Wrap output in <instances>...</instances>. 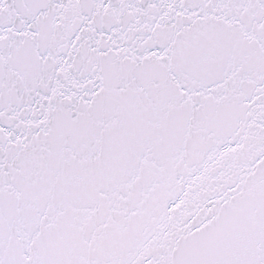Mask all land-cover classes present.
Wrapping results in <instances>:
<instances>
[{"label": "snow or ice", "instance_id": "obj_1", "mask_svg": "<svg viewBox=\"0 0 264 264\" xmlns=\"http://www.w3.org/2000/svg\"><path fill=\"white\" fill-rule=\"evenodd\" d=\"M0 264H264V0H0Z\"/></svg>", "mask_w": 264, "mask_h": 264}]
</instances>
